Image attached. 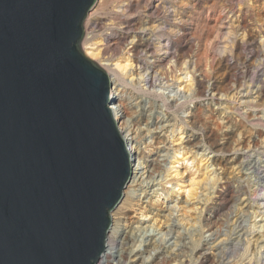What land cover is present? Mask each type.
Returning a JSON list of instances; mask_svg holds the SVG:
<instances>
[{"label": "rangeland", "instance_id": "obj_1", "mask_svg": "<svg viewBox=\"0 0 264 264\" xmlns=\"http://www.w3.org/2000/svg\"><path fill=\"white\" fill-rule=\"evenodd\" d=\"M83 30L80 48L101 68L129 56L133 76L139 66L169 83L192 75L181 99L137 81L116 87L137 126L127 148L150 173L110 212L108 235L120 241L154 222L150 241L128 240L123 264H264V0H96ZM179 127L183 140L172 143ZM170 166L179 174L159 179Z\"/></svg>", "mask_w": 264, "mask_h": 264}, {"label": "water", "instance_id": "obj_2", "mask_svg": "<svg viewBox=\"0 0 264 264\" xmlns=\"http://www.w3.org/2000/svg\"><path fill=\"white\" fill-rule=\"evenodd\" d=\"M96 0H0V264H96L131 177L108 74L80 48Z\"/></svg>", "mask_w": 264, "mask_h": 264}, {"label": "bare ground", "instance_id": "obj_3", "mask_svg": "<svg viewBox=\"0 0 264 264\" xmlns=\"http://www.w3.org/2000/svg\"><path fill=\"white\" fill-rule=\"evenodd\" d=\"M216 24H218V21H216ZM260 42H261L262 46L264 47V37H261ZM84 49H85V52L87 54H93L89 50L90 48L87 45H85ZM143 51L145 52L146 50L143 49ZM163 53H168V52L164 51ZM96 55H97V53H96ZM103 65L104 66L102 69H104L108 72V73L106 72L107 74H109L108 76H111V78L109 77L110 82H111V87H112V84L114 86L111 88L113 100H116V98H117V103H113V105H111V107H110V110L112 111L113 119L116 121V123L118 125V130L121 133L125 142L131 141V143H133L135 141L136 137L133 136V133H134L133 129H134V127H137V126H135L136 123L133 121L132 116L128 115V112H127V103L128 102L125 101L123 94H120L118 89L116 90V87H117L119 82L123 83V84H131V86H133L136 84V81H137L138 84L142 83L141 86L142 87L145 86L143 88L144 89L147 88V90L154 89L156 86H160V87L156 88V90L164 99H169V97L171 99L177 98V97H178V99H181V97L186 98L191 92L192 75L190 74L189 71H187L185 69L183 70L182 73H180L181 75H178L176 77V80L173 83H169L168 80L163 81L162 80L163 76H159V74H157L156 72L154 73L150 69V67L149 68H142L141 66H139L138 68H141V69L138 71L137 76H133L132 68H133L134 64L129 59V56L126 57L124 60L117 61L113 64H109L108 62H106V63L104 62ZM136 66H138V65H136ZM172 66H174V64H173V61L170 60L167 68L171 69ZM183 68H185V67L183 66ZM137 129L138 128H136L135 131H137ZM135 135H136V133H135ZM182 140H183L182 129H181V127H179V128H177L176 135L174 138H172L171 142L172 143L181 142ZM126 145H127V143H126ZM130 148H131V150L130 151L128 150V151L131 153V157L133 155L134 160H137V162L136 163L134 162V164H133L134 171H133V174L131 173L132 177L128 181L129 186L126 189V191L124 192V195L122 196V198L124 197V201H123V203H121L122 205L117 207V205L120 202L119 201L118 204L114 207V209L116 207H117V209H115V210L113 209L114 212H113L112 216L114 218H115V215L120 214V211L122 209L124 202L131 198V196H130L132 193L131 191H133V189L131 190V187L133 186L132 184L135 181L137 182V179H140V177L142 175H144V173H148V172L150 173V168L148 167V165L145 164L142 167H138L141 164L140 158H139L140 157L139 152L136 149L132 150L133 144L130 145ZM177 156L180 157V155H177ZM137 157H138V159H137ZM182 159L184 160V157ZM174 167L175 166H170L169 167L170 170L166 171L165 172L166 174H164V176H161L159 179H167L168 177L178 175L179 174L178 171L172 169ZM146 176H147V179L153 178V177L149 176V174H147ZM136 182H135V184H136ZM126 186H125V188H126ZM135 210H139L137 212V214L139 215V217H141V221H149L150 220V218L147 217V215L144 214V212L142 210H140L139 208L135 209ZM116 221L117 220L113 219V224L110 222L111 225L109 226V229L111 231V234L113 232H115V224L114 223H116ZM109 229H108V232H109ZM108 232L106 234L104 250H103L102 254L99 256L96 264H123L126 260L125 256L127 254L131 253L130 247L134 245V241H133L134 238L135 239L139 238V243L144 242V241H146V242L150 241V239L148 240V237H151L153 235L154 222L151 224H147V225L140 224V227L138 226L135 228H130L129 232H127L128 234H125L120 241H118L117 239L116 240L113 239V237H111V235H108ZM158 233H159V238H158L159 241L167 240L168 237H170V233H168V232H158ZM128 240L129 241L131 240L132 244L130 245V247L129 246L125 247V245H129ZM149 246H147V247H149ZM155 247L156 246H154V248ZM153 251H154V249H153Z\"/></svg>", "mask_w": 264, "mask_h": 264}]
</instances>
